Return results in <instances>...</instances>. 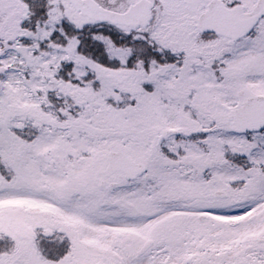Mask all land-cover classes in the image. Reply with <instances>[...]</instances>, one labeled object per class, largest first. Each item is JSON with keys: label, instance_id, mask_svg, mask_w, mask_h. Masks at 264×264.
I'll return each instance as SVG.
<instances>
[{"label": "snow or ice", "instance_id": "obj_1", "mask_svg": "<svg viewBox=\"0 0 264 264\" xmlns=\"http://www.w3.org/2000/svg\"><path fill=\"white\" fill-rule=\"evenodd\" d=\"M0 264H264V0H0Z\"/></svg>", "mask_w": 264, "mask_h": 264}]
</instances>
